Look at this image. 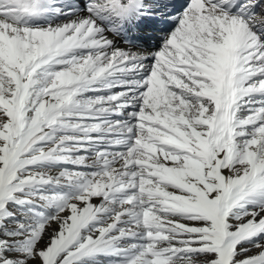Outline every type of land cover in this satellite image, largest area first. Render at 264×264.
Instances as JSON below:
<instances>
[{"label":"snow or ice","instance_id":"snow-or-ice-1","mask_svg":"<svg viewBox=\"0 0 264 264\" xmlns=\"http://www.w3.org/2000/svg\"><path fill=\"white\" fill-rule=\"evenodd\" d=\"M0 264H264V0H0Z\"/></svg>","mask_w":264,"mask_h":264},{"label":"bare ground","instance_id":"bare-ground-1","mask_svg":"<svg viewBox=\"0 0 264 264\" xmlns=\"http://www.w3.org/2000/svg\"><path fill=\"white\" fill-rule=\"evenodd\" d=\"M150 43H152V42L150 41ZM156 43H157V44L159 43V40H158V39H157Z\"/></svg>","mask_w":264,"mask_h":264}]
</instances>
